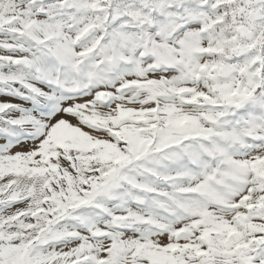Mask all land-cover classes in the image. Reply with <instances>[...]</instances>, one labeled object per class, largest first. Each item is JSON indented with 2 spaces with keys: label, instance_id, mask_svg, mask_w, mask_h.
I'll return each instance as SVG.
<instances>
[{
  "label": "snow or ice",
  "instance_id": "1",
  "mask_svg": "<svg viewBox=\"0 0 264 264\" xmlns=\"http://www.w3.org/2000/svg\"><path fill=\"white\" fill-rule=\"evenodd\" d=\"M0 264H264V0H0Z\"/></svg>",
  "mask_w": 264,
  "mask_h": 264
}]
</instances>
